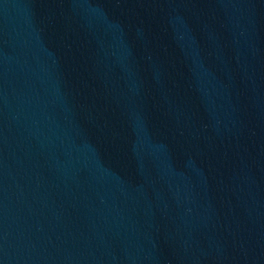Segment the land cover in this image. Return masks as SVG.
Returning <instances> with one entry per match:
<instances>
[{"label":"water","instance_id":"1","mask_svg":"<svg viewBox=\"0 0 264 264\" xmlns=\"http://www.w3.org/2000/svg\"><path fill=\"white\" fill-rule=\"evenodd\" d=\"M0 264H264V0H0Z\"/></svg>","mask_w":264,"mask_h":264}]
</instances>
